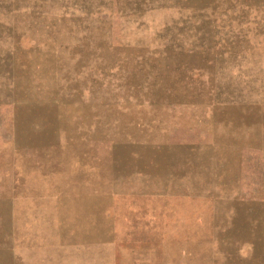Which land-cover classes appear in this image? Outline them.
Listing matches in <instances>:
<instances>
[{
  "label": "rangeland",
  "instance_id": "374dc122",
  "mask_svg": "<svg viewBox=\"0 0 264 264\" xmlns=\"http://www.w3.org/2000/svg\"><path fill=\"white\" fill-rule=\"evenodd\" d=\"M0 264H264V0H0Z\"/></svg>",
  "mask_w": 264,
  "mask_h": 264
},
{
  "label": "bare ground",
  "instance_id": "6f19581e",
  "mask_svg": "<svg viewBox=\"0 0 264 264\" xmlns=\"http://www.w3.org/2000/svg\"><path fill=\"white\" fill-rule=\"evenodd\" d=\"M117 2V1H116ZM191 11V10H190ZM191 13V12H190ZM172 18V17H171ZM185 19V18H184ZM173 20V19H172ZM116 21V20H115ZM192 33V32H191ZM204 36V35H203ZM44 45V44H43ZM158 106H159V104H158Z\"/></svg>",
  "mask_w": 264,
  "mask_h": 264
}]
</instances>
